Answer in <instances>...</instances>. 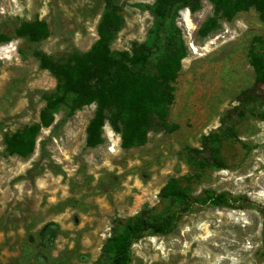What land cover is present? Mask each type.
<instances>
[{
    "label": "rangeland",
    "instance_id": "1",
    "mask_svg": "<svg viewBox=\"0 0 264 264\" xmlns=\"http://www.w3.org/2000/svg\"><path fill=\"white\" fill-rule=\"evenodd\" d=\"M155 1L0 0V264H109L112 238L126 223L167 210L180 211L174 228L136 241L129 264H264V76L257 81L250 65L264 23L254 8L219 19L204 36L212 1L191 0L193 11H178L170 26L186 55L169 82L172 98L144 106L140 136L123 140L106 122L103 143L87 147L94 104L73 112L62 105L40 119L69 72L56 79L33 52L72 69L97 42L111 7L117 29L109 46L129 50L152 38ZM24 23H43L47 35L18 36ZM32 126L39 127L31 137ZM16 133L32 151L7 149ZM211 133L219 143L202 150ZM217 146L225 169L201 165ZM171 182L187 202L164 197ZM206 196L225 203L198 201Z\"/></svg>",
    "mask_w": 264,
    "mask_h": 264
},
{
    "label": "trees",
    "instance_id": "2",
    "mask_svg": "<svg viewBox=\"0 0 264 264\" xmlns=\"http://www.w3.org/2000/svg\"><path fill=\"white\" fill-rule=\"evenodd\" d=\"M214 4L213 15L200 28L201 35H206L215 27L219 19L231 20L234 15L250 8L258 13L264 23V0H210ZM191 0H156L154 9L158 22L152 38L144 43H133L129 50H115L109 46V40L117 29L115 7H111L97 26L98 40L89 52L79 56L70 69L66 64L57 65L52 58L40 51H34V57L39 61L42 69L48 70L56 79H60L65 69L69 72L68 81L62 96H55L42 110L40 119L45 123L46 118L55 113L60 106L67 105L71 112L80 110L88 105H95L93 116L86 127L85 143L87 147H94L103 143V127L109 122L113 130L120 134L123 140L130 136H140L145 131L148 122L146 104L158 108L172 98V86L169 82L174 79L179 69L180 61L186 52L175 34L172 33L173 18L183 8L194 7ZM171 25V26H170ZM172 30V31H171ZM16 34L27 37L31 41H38L47 35L43 23H24ZM177 39V42H176ZM258 51L250 53V65L253 67L257 81L264 76V36L254 38ZM152 59L156 60L155 74L144 78L143 73ZM66 97V98H65ZM129 108L128 111H124ZM118 123H121L122 130ZM39 126L28 128L32 137ZM216 133L203 137L202 150L208 145L219 143ZM219 146V145H218ZM213 147V152L202 157L201 165L215 169H225V163ZM33 143L24 140L20 133L14 134L7 140L10 152L28 153L32 151ZM201 149L194 150L200 153ZM166 198L187 202L188 195L173 182L163 190ZM202 204L210 202L214 206L224 205L223 196L212 198L206 196L198 200ZM179 212L167 210L157 213L150 218L138 217L126 223L122 231L112 238L113 255L109 264H129L130 248L145 234L160 235L169 233L175 226Z\"/></svg>",
    "mask_w": 264,
    "mask_h": 264
}]
</instances>
